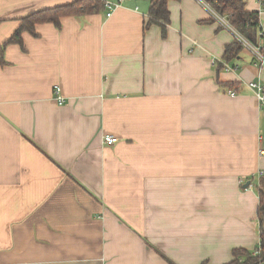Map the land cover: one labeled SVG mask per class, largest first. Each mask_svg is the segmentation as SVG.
Wrapping results in <instances>:
<instances>
[{
  "label": "crops",
  "instance_id": "crops-1",
  "mask_svg": "<svg viewBox=\"0 0 264 264\" xmlns=\"http://www.w3.org/2000/svg\"><path fill=\"white\" fill-rule=\"evenodd\" d=\"M73 1L0 0V44ZM105 1L0 61V264H228L264 228V67L224 58L236 33L202 0L169 1L166 37L151 0Z\"/></svg>",
  "mask_w": 264,
  "mask_h": 264
},
{
  "label": "trees",
  "instance_id": "trees-1",
  "mask_svg": "<svg viewBox=\"0 0 264 264\" xmlns=\"http://www.w3.org/2000/svg\"><path fill=\"white\" fill-rule=\"evenodd\" d=\"M170 0H151V7L148 19L144 23V31H147L152 25L158 24L162 27V34L167 36L168 25L170 24V9L168 6ZM212 8L220 15L225 16L232 27L240 33L248 42L254 46H259L264 35L262 30L260 11L249 10L246 8L245 0H206ZM264 1V0H261ZM105 8V0H75L71 3L55 6L31 13L23 18L19 28L6 41L0 44V61L6 64L5 50L9 44L23 43L22 35L25 31L37 35L36 25L44 22H52L59 28L62 26L61 19L66 16H84L96 13ZM211 20L215 21L212 16ZM1 22V20H0ZM244 50H247L243 42L238 38L228 43L225 47L224 58L227 61H236L242 56ZM264 50V46L262 47ZM254 62L257 58L254 57ZM235 90L237 89H230ZM260 214H264V184L260 188ZM261 254L255 256L253 250L237 249L234 251V258L228 264H258L264 262V228L261 233Z\"/></svg>",
  "mask_w": 264,
  "mask_h": 264
},
{
  "label": "built area",
  "instance_id": "built-area-1",
  "mask_svg": "<svg viewBox=\"0 0 264 264\" xmlns=\"http://www.w3.org/2000/svg\"><path fill=\"white\" fill-rule=\"evenodd\" d=\"M202 2L204 4H206V6H208V8H210L211 14L212 16L218 21L220 22L223 26L230 28L232 30L235 31V29L232 27V25L230 24L229 20L225 17L220 15L218 12H216V10L214 8H212L210 6V4H208V2L206 0H202ZM262 5L264 6V1H262ZM118 6V3H113L111 1H105V9L108 10L107 12V16H111L115 7ZM236 36L239 40H241L244 44V46L246 47V49L248 51L251 52V54H253L254 57L257 58V62H255V64H257L259 66V68H263L264 67V50H262V47L264 46V40L262 39L261 43L259 46H254L252 45L250 42H248V40H246L240 33H238L237 31H235ZM261 35H264L262 30L260 32ZM217 60L214 59V63ZM238 65H235L234 67L230 66V65H226L225 69L226 70H234L237 69ZM248 86L254 90L256 97L260 103V105L262 107H264V84L261 82V80H253L248 82ZM56 93H58V101L60 104H62L64 102V98L63 96L60 94V87H57ZM229 93L231 95H235L237 92L235 90H229ZM104 143L106 144H114L115 142L118 141V136L113 135V134H106L103 137ZM262 154H264V149L261 151ZM259 174H264V170L261 171ZM253 254L255 256H259L261 254V242L258 245V247H256L253 250ZM258 264H262V263H258Z\"/></svg>",
  "mask_w": 264,
  "mask_h": 264
},
{
  "label": "water",
  "instance_id": "water-1",
  "mask_svg": "<svg viewBox=\"0 0 264 264\" xmlns=\"http://www.w3.org/2000/svg\"><path fill=\"white\" fill-rule=\"evenodd\" d=\"M249 185H250V181L246 182V183L244 184V187L246 188V187H248Z\"/></svg>",
  "mask_w": 264,
  "mask_h": 264
}]
</instances>
